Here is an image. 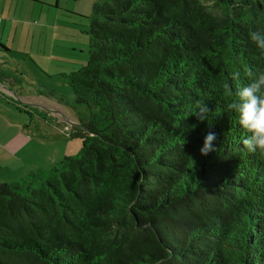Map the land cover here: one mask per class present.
Wrapping results in <instances>:
<instances>
[{"label": "trees", "instance_id": "1", "mask_svg": "<svg viewBox=\"0 0 264 264\" xmlns=\"http://www.w3.org/2000/svg\"><path fill=\"white\" fill-rule=\"evenodd\" d=\"M206 1L93 5L87 64L62 75L82 148L0 185V264H264V155L223 87L264 69V0Z\"/></svg>", "mask_w": 264, "mask_h": 264}, {"label": "rangeland", "instance_id": "2", "mask_svg": "<svg viewBox=\"0 0 264 264\" xmlns=\"http://www.w3.org/2000/svg\"><path fill=\"white\" fill-rule=\"evenodd\" d=\"M97 1L99 0H78V2L71 0L68 3V7L74 11L72 13L79 15L64 13L74 22L67 19L72 25L58 24V32L62 34L68 32V36L58 37L59 41L56 42V50L61 56L52 58L49 56L53 48L51 44L53 30L45 36L46 41H40L38 38L34 42L26 40L25 45L32 43L35 47L31 51L28 48V50H21L20 53H0V65L6 66L0 71H6L10 79L12 78L11 82L19 83L14 88L17 93L16 98L6 93H2L3 96L0 94V132L2 135H7L4 138L16 140L18 131L23 132L24 127H30L33 136L31 138L28 136L31 145L27 149L34 154L21 163L5 161L0 164V185L13 182L21 168L26 171L42 166L48 169L49 163L54 165L65 157H74L80 152L83 145L82 139H66L64 135V133L72 132V128L78 124L77 115L71 108L74 104L72 90L62 76L54 77V75L55 73L68 75L86 66L89 51L87 33L92 8ZM205 4L210 10L218 12L212 0L206 1ZM64 6V3H61V7L64 8ZM54 12L58 11L54 10ZM81 13L83 16H80ZM70 37L74 40H66ZM15 71L16 74H11ZM52 92L63 97L65 103L62 106L51 99ZM37 99L41 101L43 110L33 104L32 100ZM78 111L86 113V109L81 106L78 107ZM24 144H26L25 137L22 140V145Z\"/></svg>", "mask_w": 264, "mask_h": 264}, {"label": "crops", "instance_id": "3", "mask_svg": "<svg viewBox=\"0 0 264 264\" xmlns=\"http://www.w3.org/2000/svg\"><path fill=\"white\" fill-rule=\"evenodd\" d=\"M70 1L71 0H0V45L4 47V49L0 48V53H20L21 50H28V48H30L31 51L35 47L32 43L31 45H25L26 40L34 42L36 38H38L40 41H46L45 36H48L50 34L49 31L53 30V33L51 34V44L53 48H51L49 56L51 58L57 55L61 56V54L56 50V42L59 41L58 37L63 38L68 36V32H66V34L58 32V24H71V22L67 19L72 20V18H68L64 14L74 12L72 11V8L68 7V3ZM73 2H78V0H73ZM61 3H64V8L61 7ZM54 10L58 12H54ZM72 14H75L76 16L79 15L76 13ZM80 16H83L82 13ZM72 21L74 22V20ZM36 22L38 23L36 24ZM66 40L70 41L74 39L70 37V39L67 38ZM44 52L46 54V50ZM3 67L6 68L4 64L0 65V70L5 69ZM11 74H16V71ZM62 75H65V73H55L54 77ZM11 79L6 71H0V94L6 93L9 96L16 98L17 93L14 88L19 83H16V81L11 82ZM53 100L56 101L58 105H63L56 99ZM32 102L37 108L43 110L39 99L32 100ZM5 136L7 135H2L0 132V164H3L5 161L21 163L26 158L34 155L33 152H30L27 149L31 145V142L28 140V136L30 138L33 136L30 132V127H24L23 132L18 131L15 136L16 140L4 138ZM23 137L26 139V144L24 145H22ZM50 165L53 166V163H49L47 167H51ZM33 168L34 169L31 170H36L37 168L44 169L43 166ZM31 170L26 171L21 168L17 177L13 180L15 181L20 179L22 176L24 177Z\"/></svg>", "mask_w": 264, "mask_h": 264}, {"label": "clouds", "instance_id": "4", "mask_svg": "<svg viewBox=\"0 0 264 264\" xmlns=\"http://www.w3.org/2000/svg\"><path fill=\"white\" fill-rule=\"evenodd\" d=\"M249 39L258 50L264 52V31H252ZM245 75L248 83L239 86L235 92L229 84H224L225 95L235 97L227 103L226 108L237 114L239 126L249 133L242 141L246 149L250 153L264 155V69H245ZM196 108L198 115H203L209 110L203 102H197ZM215 139L214 132L207 133L200 149L202 155H207L213 150Z\"/></svg>", "mask_w": 264, "mask_h": 264}]
</instances>
